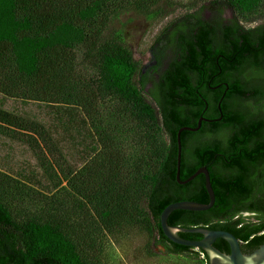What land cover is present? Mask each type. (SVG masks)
I'll use <instances>...</instances> for the list:
<instances>
[{"label": "trees", "instance_id": "1", "mask_svg": "<svg viewBox=\"0 0 264 264\" xmlns=\"http://www.w3.org/2000/svg\"><path fill=\"white\" fill-rule=\"evenodd\" d=\"M199 1L204 3L199 9L157 35L150 47L153 65L145 70L126 46L121 16L132 12L160 18L179 6L175 0H0V93L56 103L70 100L86 113L117 101L143 129L160 161L156 170L144 172L140 189H135L143 201V224L157 232L155 245L186 256L195 248L171 242L160 217L174 202H209L203 175L186 185L176 180L177 133L205 118L197 132L181 134L180 173L186 180L207 167L215 204L203 212L176 210L168 223L230 232L250 252L264 243V0ZM227 10L232 17L225 16ZM258 20L262 23L253 28L244 26V21ZM79 50L99 76L77 84ZM159 126L169 138L165 153L155 146L153 131ZM26 132L46 143L42 129L0 110L1 134L24 138ZM188 155L198 162L185 163ZM245 212L256 221L246 220ZM106 215L108 210L100 218L109 230ZM179 235L202 239L198 233ZM214 246L230 253L223 239ZM198 250L209 264L206 253ZM0 264L86 262L60 226L18 223L0 202Z\"/></svg>", "mask_w": 264, "mask_h": 264}, {"label": "rangeland", "instance_id": "2", "mask_svg": "<svg viewBox=\"0 0 264 264\" xmlns=\"http://www.w3.org/2000/svg\"><path fill=\"white\" fill-rule=\"evenodd\" d=\"M175 1L179 6L160 18L132 12L121 16L126 46L145 70L153 65L150 47L157 35L204 4ZM225 16L232 17V12L227 10ZM260 23L244 21V26ZM77 55V84L96 79V66L84 60L83 51ZM0 110L33 123L46 139L40 144L29 132L24 138L0 133V202L15 221L60 226L86 264H207L198 249L189 256L167 253L155 245L157 232L143 224V201L135 189H140L144 172L156 170L160 161L143 129L117 101L98 104L86 113L70 100L56 103L0 93ZM153 137L165 153L169 138L160 126ZM104 210L109 230L101 222ZM244 217L256 221L253 215Z\"/></svg>", "mask_w": 264, "mask_h": 264}, {"label": "water", "instance_id": "3", "mask_svg": "<svg viewBox=\"0 0 264 264\" xmlns=\"http://www.w3.org/2000/svg\"><path fill=\"white\" fill-rule=\"evenodd\" d=\"M207 121L205 118H200L196 127H182L177 133V171L176 180L180 185H186L193 181L197 176L204 175L205 187L209 196L208 203H199L194 201H178L169 204L161 213L160 223L164 235L173 243L201 249L208 257L209 264H264V243L251 252H244L242 250V243L230 232L222 230H211L204 227L183 228L173 227L168 223L171 214L176 210H186L194 212H203L210 210L215 204V192L211 183V176L207 167L199 168L186 180H181V162H182V140L181 134L184 131L197 132L202 122ZM246 215H253V213H246ZM189 232L198 233L202 235V239L194 241L181 237L179 233ZM218 239L225 240L230 247V253L226 254L214 246Z\"/></svg>", "mask_w": 264, "mask_h": 264}, {"label": "flooded vegetation", "instance_id": "4", "mask_svg": "<svg viewBox=\"0 0 264 264\" xmlns=\"http://www.w3.org/2000/svg\"><path fill=\"white\" fill-rule=\"evenodd\" d=\"M186 146L191 149V147L193 146L191 142L187 143ZM198 160H196V158L194 156H186L185 157V163H197ZM201 168V167H200ZM198 170V169H197ZM204 177V175H203ZM246 213L248 212H245L244 215H246ZM254 215V214H253ZM251 252V251H250Z\"/></svg>", "mask_w": 264, "mask_h": 264}]
</instances>
